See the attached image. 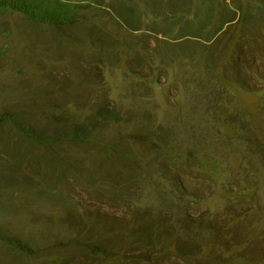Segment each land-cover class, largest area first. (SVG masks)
Instances as JSON below:
<instances>
[{
  "label": "rangeland",
  "instance_id": "obj_1",
  "mask_svg": "<svg viewBox=\"0 0 264 264\" xmlns=\"http://www.w3.org/2000/svg\"><path fill=\"white\" fill-rule=\"evenodd\" d=\"M65 2L0 15V264H264V0L214 45Z\"/></svg>",
  "mask_w": 264,
  "mask_h": 264
},
{
  "label": "trees",
  "instance_id": "obj_2",
  "mask_svg": "<svg viewBox=\"0 0 264 264\" xmlns=\"http://www.w3.org/2000/svg\"><path fill=\"white\" fill-rule=\"evenodd\" d=\"M66 0H0V15L6 12H18L29 19L38 20L40 22L46 21L50 23L64 22L66 14L60 8L62 3ZM142 9H146L144 2ZM150 7L156 10L160 22L156 21L152 28L147 30L152 32H161V34L168 35L169 30L173 29L175 25L179 26V37L183 38H198L201 42L208 44L216 43V39L224 30V26L236 20L234 10L227 4L226 0H148ZM152 4V5H151ZM167 5L171 8L167 12L159 11L161 8H166ZM135 9V8H134ZM135 9L141 11V15H153L148 8L147 10ZM124 24L127 30H139V22L132 23L130 18L132 12L129 9L125 10ZM220 15L225 19L219 21L217 19ZM156 18V16H154ZM157 19V18H156ZM136 24V26L134 25ZM166 25L165 29H159L160 26ZM155 27V28H154ZM214 45V44H213ZM211 47H213L211 45ZM141 57H144V50H141ZM145 60V59H144ZM205 65L209 66L213 63L211 55L205 57ZM203 67V66H202Z\"/></svg>",
  "mask_w": 264,
  "mask_h": 264
},
{
  "label": "crops",
  "instance_id": "obj_3",
  "mask_svg": "<svg viewBox=\"0 0 264 264\" xmlns=\"http://www.w3.org/2000/svg\"><path fill=\"white\" fill-rule=\"evenodd\" d=\"M81 75V74H80ZM79 75V76H80ZM62 77L64 78H61V79H57L56 77L54 78L55 79V82L57 83L56 85H54V92L53 94H55L56 96H59V97H64L65 98V95H70L72 96L71 94V91L73 90L70 86L72 84V81H76V83H79V79L76 78L75 79V76L70 73V74H65L64 72H62ZM71 83L69 86L67 85L68 83ZM84 82V81H83ZM58 89V91H57ZM70 89V92L68 93ZM57 92V93H56Z\"/></svg>",
  "mask_w": 264,
  "mask_h": 264
}]
</instances>
